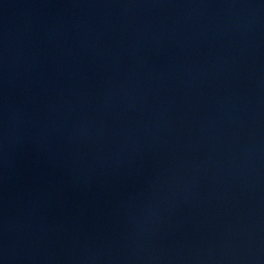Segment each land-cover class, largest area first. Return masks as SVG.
<instances>
[{
	"label": "water",
	"instance_id": "obj_1",
	"mask_svg": "<svg viewBox=\"0 0 264 264\" xmlns=\"http://www.w3.org/2000/svg\"><path fill=\"white\" fill-rule=\"evenodd\" d=\"M0 264H264V0H0Z\"/></svg>",
	"mask_w": 264,
	"mask_h": 264
}]
</instances>
